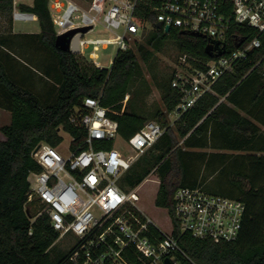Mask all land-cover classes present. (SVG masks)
Listing matches in <instances>:
<instances>
[{
	"label": "trees",
	"instance_id": "1",
	"mask_svg": "<svg viewBox=\"0 0 264 264\" xmlns=\"http://www.w3.org/2000/svg\"><path fill=\"white\" fill-rule=\"evenodd\" d=\"M16 7L34 13L40 30L13 32L14 2L0 0V108L10 113L9 122L0 126L4 136L0 140V264H79L70 260L77 238L66 253L51 257L59 233L46 213L31 220L37 207L27 202V176L39 170L31 155L33 148L42 141L56 145L61 139L59 127L76 141L81 139L82 133L69 122V116L86 96L111 109L109 115L117 120L123 139L147 121L154 119L161 125V136L132 163L125 173L127 184L122 180L121 186L131 189L155 174L159 185L154 203L165 208L173 222V194L179 186L201 187L244 203L241 229L231 241L194 237L180 232L174 222L173 234L183 250L178 253L182 264H264V154H256L264 152V130L260 128L264 125V68L257 65L250 70L264 53V32L259 35L261 46L247 60L236 63L213 84V92L204 93L178 114L182 94L171 85L174 71L159 80L152 72L163 107L145 111L137 102L150 86L141 62L148 68L152 48L173 39L186 63L204 68L211 56L235 46L233 34L248 39L256 30L232 23L225 46H216L209 37L180 28L156 29L147 0H137L135 15L141 22H149L153 32L145 35L143 43L118 50L110 67L99 68L79 54L55 46L48 0ZM35 75L45 83L41 90L31 81ZM139 81L144 90L136 86ZM171 113L177 115L172 124ZM98 146L109 148L112 141ZM124 256L128 264H144L131 249Z\"/></svg>",
	"mask_w": 264,
	"mask_h": 264
},
{
	"label": "built area",
	"instance_id": "2",
	"mask_svg": "<svg viewBox=\"0 0 264 264\" xmlns=\"http://www.w3.org/2000/svg\"><path fill=\"white\" fill-rule=\"evenodd\" d=\"M136 1L88 0L83 6L75 0H48V6L56 35L90 27L76 32L77 54L84 58L87 54V61L101 68L100 48L112 45L116 52L127 49L146 24L151 26L136 17ZM13 2V20L36 19L34 13L18 9L16 0ZM147 5L162 29L175 27L201 34L220 47L225 46L232 23L245 24L257 32L248 39L233 34L235 46L211 56L204 68H195L185 62L184 56L180 57L185 66L176 70L171 80V85L182 94L177 114L193 106L204 93L213 92V84L224 73L247 60L261 46L264 0H147ZM96 25L102 27V35L86 36ZM113 58L108 59L110 65ZM257 65L264 68V53L250 70ZM127 98L128 94L123 104ZM110 111L97 98L86 96L69 116V122L82 133L79 141L59 127L61 139L56 145L43 141L35 145L31 155L39 170L30 171L27 176V202L37 207L31 220L46 213L59 233L58 239L68 233L76 236L78 243L70 260L79 264H128L124 254L130 249L144 264H167L166 259L170 264H182L178 253L183 250L173 234L174 222L180 232L194 237L215 242L234 240L241 229L244 203L201 187L176 188L174 222L169 215V231L141 211L137 206L140 184L126 190L121 186L122 178L134 160L161 136L163 128L156 121L145 122L135 134L124 139L134 151L126 154L116 143L120 136L118 122L109 115ZM108 141H112L111 147L98 146Z\"/></svg>",
	"mask_w": 264,
	"mask_h": 264
},
{
	"label": "rangeland",
	"instance_id": "3",
	"mask_svg": "<svg viewBox=\"0 0 264 264\" xmlns=\"http://www.w3.org/2000/svg\"><path fill=\"white\" fill-rule=\"evenodd\" d=\"M30 3L31 0H17V3ZM81 5H85L87 0H75ZM139 33L138 36L132 38V42L130 41V46L135 47L137 43H143L145 39V35L147 33L153 32V29L150 25L146 24ZM102 27L100 25H96L91 31L86 33V36H98L102 35L100 30ZM39 23L36 19H30V20H21L16 19L13 20V31L14 32H39ZM88 51V50H86ZM116 50L114 46L109 45L106 48H100L98 50V60L101 62L103 67H109V58H113ZM88 59L87 54H85V59ZM86 59V60H87ZM143 67V76L146 82H149V90L148 92H145V94H142L140 98L137 99V102L142 106V108L145 111H153L157 107L162 108L163 104L160 97V89L155 85L153 82V79L151 80L150 74L152 72H156L157 80L160 79V76L168 77L173 71L175 72L179 68H182V66H185L183 61L181 60L179 56V50L177 43L173 39H165L163 40L158 46L152 48V55L149 60V66L148 68L145 67V64L141 62ZM33 85L36 89L41 90L42 87H44L45 83L42 79L39 78V76L35 75L33 76L32 80ZM136 86L141 90V88L144 90V85L142 81H139V83H136ZM134 87V86H133ZM128 99V98H127ZM127 101V100H126ZM7 110L0 109V126L3 125L4 122L8 121V117L6 116ZM10 116V114H9ZM177 118L176 113H171L169 115L170 123ZM151 121H155L154 119ZM8 123V122H7ZM4 138V136L0 132V139ZM116 143L118 147L124 151L126 154H132L134 151L130 149L128 144L126 143V140H124L122 137L118 136ZM149 148L145 149L143 153H141L133 163L136 162V160L139 157H142V155L148 150ZM207 150V149H206ZM129 172V171H127ZM126 172V173H127ZM124 182L127 184V177L124 175L122 178ZM159 181L155 174H149L143 181L140 183V185L137 187V192L139 195V200L137 201V206L141 209V211L152 221L158 225L161 229L164 231H169L170 226V217L167 213V210L161 206H157L154 203V199L156 196V192L158 189ZM76 236H74L71 233L66 234L64 237L57 239V241L53 244V248L50 252V255L52 258H57L61 253H66L67 250L72 246L73 243H75Z\"/></svg>",
	"mask_w": 264,
	"mask_h": 264
},
{
	"label": "water",
	"instance_id": "4",
	"mask_svg": "<svg viewBox=\"0 0 264 264\" xmlns=\"http://www.w3.org/2000/svg\"><path fill=\"white\" fill-rule=\"evenodd\" d=\"M154 27L156 29H160L161 28V23L160 22H156L154 24ZM89 28H90L89 26H85V27L69 30V31L64 32L62 34H58L55 37L54 44H55V46H57L61 50L70 51L72 53H78V51H79V48H78V37H79V35L76 34V32H78V31L85 32ZM163 30L165 32H168L169 31V27L165 26L163 28ZM165 261H166L167 264H170L168 259H166Z\"/></svg>",
	"mask_w": 264,
	"mask_h": 264
},
{
	"label": "crops",
	"instance_id": "5",
	"mask_svg": "<svg viewBox=\"0 0 264 264\" xmlns=\"http://www.w3.org/2000/svg\"><path fill=\"white\" fill-rule=\"evenodd\" d=\"M21 3H25V2H22L21 1ZM32 3V0H31V2L30 3H28V4H31ZM18 3H17V0H16V2H15V6L17 5ZM25 4H27V3H25ZM37 20V19H36ZM14 32V31H13ZM28 33H35V32H28ZM223 98H221L220 100H222ZM1 109V108H0ZM5 113H6V116L9 118L8 119V121L7 122H9V120H10V116H9V112L7 111H5ZM7 122H4L3 124H5V123H7ZM260 128L262 129V130H264V125H260ZM121 137V136H120ZM2 139H4V138H2ZM2 139H0V140H2ZM226 152H230V153H237V152H241V151H236V150H226ZM242 152H245V151H242ZM256 154H264V152H259V151H257L256 152Z\"/></svg>",
	"mask_w": 264,
	"mask_h": 264
}]
</instances>
